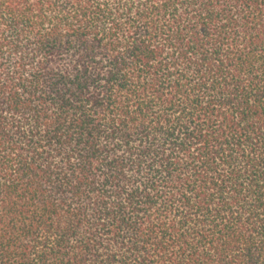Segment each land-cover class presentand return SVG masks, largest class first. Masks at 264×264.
<instances>
[{
	"label": "trees",
	"instance_id": "obj_1",
	"mask_svg": "<svg viewBox=\"0 0 264 264\" xmlns=\"http://www.w3.org/2000/svg\"><path fill=\"white\" fill-rule=\"evenodd\" d=\"M0 264H264V0H0Z\"/></svg>",
	"mask_w": 264,
	"mask_h": 264
}]
</instances>
